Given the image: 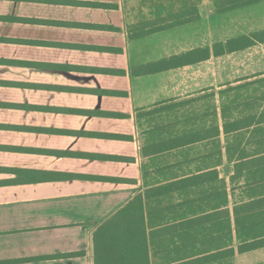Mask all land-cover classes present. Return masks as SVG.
Instances as JSON below:
<instances>
[{"label": "crops", "instance_id": "crops-1", "mask_svg": "<svg viewBox=\"0 0 264 264\" xmlns=\"http://www.w3.org/2000/svg\"><path fill=\"white\" fill-rule=\"evenodd\" d=\"M160 4L0 0V264H96L97 231L135 197L161 188L171 193L144 204L160 214L156 222L165 218L168 233L207 218L182 240L164 234L151 264H264V247L237 251L264 240V44L145 72L264 30V3L233 9L244 18L228 36L220 14L162 28ZM161 108L175 118L187 111L184 126L172 120L155 127ZM226 123L234 124L229 133ZM194 128L210 139L146 155ZM188 150L198 151L191 161ZM225 167L232 169L227 182ZM191 178L201 183H186ZM246 205L249 215L237 214Z\"/></svg>", "mask_w": 264, "mask_h": 264}, {"label": "trees", "instance_id": "trees-1", "mask_svg": "<svg viewBox=\"0 0 264 264\" xmlns=\"http://www.w3.org/2000/svg\"><path fill=\"white\" fill-rule=\"evenodd\" d=\"M240 2L236 5V7H234V9L244 6L242 3L240 4ZM253 2L256 1H250L247 4L250 5ZM259 44H264V30L255 32L249 36H240L230 39L226 43H218L214 45L213 48L208 47L197 49L181 56L161 61L148 67L145 72L154 73L186 65H192L204 60H208L211 57H220L239 51H245ZM182 125L184 126V123ZM238 125L239 128L243 127V124L239 123ZM177 126L181 127V124H177ZM232 127L234 128L233 123H226V133H229ZM164 128L165 126L160 127V130L158 131H164ZM167 129L170 128L167 126ZM187 130H189V128H187ZM218 131V128H216L214 132L218 133ZM207 139L210 138L206 137V135H203L202 131L199 129H195L192 133L186 132V134L180 135L173 140H170V142L164 141L161 144L149 147L146 149V155L151 156L152 154L156 153L163 154L169 150H178L179 148H183L185 146H189ZM198 178H191L190 180H187L186 183L196 186L201 183L198 181ZM178 185L179 183L177 184V188L179 189ZM170 193L171 192H169L168 188H161L159 191L155 192L146 191L145 199L142 195L135 197V199L125 209L115 215L111 220L107 221L94 236L96 264H151V249H153L157 242L161 241L164 237H167V235L164 234L168 233L169 226L165 225V218L163 220L158 217L156 222L154 216L160 214L158 212L155 213L151 207L149 209L147 203L145 206L144 201H148L156 197L167 196ZM192 204H194L193 201ZM179 206L181 207V204ZM177 208L178 207H176V209ZM249 212V206L246 205L237 214L249 215ZM192 214L195 215V213ZM228 216L229 213L227 212V217ZM206 218L207 216L186 221L178 226L177 224H173L171 226L174 228L176 226L177 227L168 234L172 235L179 233L178 236L182 240L183 232L186 230L204 227L205 221L203 220ZM237 224L238 229L240 228L243 231V234L249 233L247 224L239 225V222ZM218 225L219 230L222 231L227 229V227L230 226V223L228 221L226 224ZM243 228H245V230H243ZM244 231L246 233H244ZM196 245L197 242L194 240L193 246L195 247ZM261 247H264V240L258 239L250 243L248 241L244 242L238 247L237 251L238 253L243 254ZM226 254L232 255L234 254V250L230 249ZM211 259L216 258L212 256ZM194 263L195 261H191L185 264Z\"/></svg>", "mask_w": 264, "mask_h": 264}, {"label": "rangeland", "instance_id": "rangeland-1", "mask_svg": "<svg viewBox=\"0 0 264 264\" xmlns=\"http://www.w3.org/2000/svg\"><path fill=\"white\" fill-rule=\"evenodd\" d=\"M242 1V2H240ZM250 1H256L253 2L252 4L248 5L247 3H249ZM240 2V4L242 3L241 8H247V7H254L257 5H260L262 3H264V0H161V4L160 7L161 9H163L162 12V22L160 24H162V28L164 27L165 23H170L171 25H179L182 24L185 21H191L194 23V26L197 25L195 23H198L201 18L203 16H206L207 14L209 16V19H214L216 17V14H220V16L225 20L223 23L224 26V30L223 32L225 33V36H228V32L231 29V25L233 23V21L236 23L235 25L239 26V24L237 23H242V19L244 18L243 16H234V11L233 10L234 7H236V5ZM165 9L167 11H165ZM263 10V9H262ZM264 12V11H262ZM207 13V14H206ZM203 15V16H201ZM214 23L210 24L209 27V41H212L214 34L211 32H214L216 28H214ZM200 28L196 31V33H199ZM204 32V29H203ZM258 32V31H256ZM255 33V32H254ZM253 34V33H252ZM251 35V34H250ZM264 81V80H263ZM257 83H259V80L257 81ZM245 85V84H244ZM260 87H264V85H261ZM244 98V97H241ZM161 117H160V122L161 123H155V127L158 126L159 124H163V123H168L169 121H175L177 120V122L175 123H185L186 118L188 117V113L187 111L184 113V109L180 110V112H176V117H171L170 113H167V111H163V109L161 108ZM174 115V113H172V116ZM208 125H210L208 123ZM179 127V126H178ZM183 129V127L181 128V130ZM195 129V128H194ZM194 129L192 131H194ZM179 130V131H181ZM198 153L197 150H195V152H192V154L190 153V151L188 150L186 152V159L187 161H189L190 159H192V157H188V156H193L195 157L196 154ZM191 161V160H190ZM195 164H186L185 165V169L187 171L190 170H195ZM232 173V169L231 167H225L223 169L222 172V177H224V179H226V182L228 181L229 177L231 176ZM239 194V193H237ZM236 202H240L241 199L239 200L238 197H235ZM234 199L231 198V206L234 205ZM217 238V237H216ZM217 240H221V239H217ZM220 242V241H219ZM230 242H227V244ZM226 244V245H227ZM225 245V244H223ZM211 251V250H209ZM219 258V256H217ZM197 258H201V257H197ZM211 259V257H210ZM209 259V260H210ZM247 260L244 263L241 264H247ZM155 264H159V262H156ZM209 264H221V262H210ZM223 264H232V259H230L229 261L224 260Z\"/></svg>", "mask_w": 264, "mask_h": 264}]
</instances>
